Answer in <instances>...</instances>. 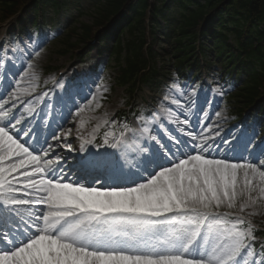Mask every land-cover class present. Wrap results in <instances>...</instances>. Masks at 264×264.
I'll list each match as a JSON object with an SVG mask.
<instances>
[{
    "label": "snow or ice",
    "instance_id": "snow-or-ice-1",
    "mask_svg": "<svg viewBox=\"0 0 264 264\" xmlns=\"http://www.w3.org/2000/svg\"><path fill=\"white\" fill-rule=\"evenodd\" d=\"M29 48L26 69L11 73L19 76L15 90L0 94V264H264V251L255 258L251 221L221 211L264 203V141L254 149V136H222L213 131L220 127L216 121L191 122L196 89L189 96L188 86L176 81L158 109L141 113L134 126L124 121L117 128V121L105 119L85 137L81 119L79 149L68 140L71 128L41 139L34 120L23 123L13 112L20 105L30 116L36 111L24 97L36 93L40 77L32 59L41 51ZM93 86L95 92L89 88L67 101L65 121L94 102L101 106L107 88ZM221 115L215 111L217 120ZM34 119L46 123L40 113ZM100 148L114 149L120 159Z\"/></svg>",
    "mask_w": 264,
    "mask_h": 264
},
{
    "label": "trees",
    "instance_id": "trees-1",
    "mask_svg": "<svg viewBox=\"0 0 264 264\" xmlns=\"http://www.w3.org/2000/svg\"><path fill=\"white\" fill-rule=\"evenodd\" d=\"M2 1L4 17L28 10L34 28L59 25L55 13L73 24L89 16V24L67 31L62 47L75 49L73 38L85 47L98 39L106 43L117 84L128 95L158 89L168 78L192 82L204 68L231 87L228 101L264 115V0ZM49 14L53 19L45 18Z\"/></svg>",
    "mask_w": 264,
    "mask_h": 264
},
{
    "label": "rangeland",
    "instance_id": "rangeland-1",
    "mask_svg": "<svg viewBox=\"0 0 264 264\" xmlns=\"http://www.w3.org/2000/svg\"><path fill=\"white\" fill-rule=\"evenodd\" d=\"M3 14L0 9V58L3 59L2 66H0V73H5L8 69H10V73L8 76V80L12 81V84L14 83L15 79H19V76L13 77L12 72L20 69L25 68L27 66V55L32 51L31 48H29V45L33 46H40L41 55L40 57L33 56L32 62L35 66L36 73L39 74V84L36 90V93L33 94H42L44 92H47L48 94L51 91H47V89H44L50 82L52 83L51 87H55L56 82L55 78L65 70L70 69L71 65L73 64L74 71L76 73H79L84 69L83 73L88 74L87 80L84 79L83 82H86L82 88H80L78 91L76 90L75 93H72L71 96L74 97L77 93H87L89 88H91L92 92H95L96 89L93 86L94 84H102L104 87L107 88V91L103 92V98L101 101V106L97 107L96 102H94L90 108L86 109L84 112L80 114L79 117L75 118V121L71 119V123H68V127L64 128L63 131L66 132L67 129H72V134L68 137V140L72 142L73 148H76L80 146V141L77 139V124L82 119L85 121L84 128L80 131V134L88 137L89 133L92 131V129L95 127V125L102 123L105 119L109 121H117V128H119V124L122 123V121L117 120L114 118V115L119 111L123 110L126 105V100L128 99L126 92L124 89L115 86L114 83V77L115 72L113 70H109L108 72L104 73L103 70H100L97 79L95 78V74L93 71H89L91 68L90 66L93 65L97 61L96 54L94 53L92 56V59L90 61H87L86 63L82 64L80 63L77 58L70 54H62L60 51L64 49V47L60 46L62 43V40H55L54 42L50 38L45 37H38L37 35L33 36L31 33L27 32L26 36L21 37L22 42H13V40L10 38V29L14 27V22H3L2 18ZM90 20L88 16L84 17L82 19L83 24H87ZM43 42V43H42ZM17 43L15 48L12 46ZM6 50V54L5 51ZM3 54L1 55V53ZM105 55V54H104ZM15 61V63H13ZM112 68V67H111ZM22 74V73H21ZM71 75V74H70ZM27 79V78H26ZM8 81V82H9ZM177 82V81H176ZM68 83V81H67ZM172 81H166V83H162L159 87L158 93H151L147 91H143L139 99H137L136 107L138 110L137 116H135L132 121L129 122L130 125H135L137 122V117L143 113L145 115L150 114L153 110L158 109L159 102L163 100V97L165 93L168 91V89L172 85ZM179 83V82H178ZM180 84V83H179ZM181 85V84H180ZM22 86H27L26 84H22ZM193 86L188 85L189 88V96L191 95V89ZM5 89V85L3 84L2 80L0 81V90ZM15 90V89H14ZM217 90L222 91L223 95L224 92L227 90L226 88L220 86L219 84H213L209 86V83L205 85H200L196 87L197 95L195 97H192V99L199 102L198 106H202L203 111L199 112V117L195 115L198 111V107H195L193 114L190 115V118L194 119L192 122H195L197 118L202 120L205 124L212 123L213 121H216L220 125L219 128H214L213 131H221L222 136H227L229 134H234L236 136H240L242 134H246L247 136H254L255 141L256 138L259 137L260 134H264V125L263 120L260 118H257L255 116H251L247 122L243 123V125H239V123H235L234 113L236 112V109L233 104L230 102L228 103L224 98L223 95L214 94ZM204 95L207 96V103H203V97ZM55 92L51 93L49 98L44 97L42 101H40L39 107L36 108V110H39L41 107V104H44L45 102H55ZM32 96H25L24 99L31 100L32 102L36 99H31ZM99 99V94H98ZM187 101V100H186ZM59 103L62 106H70L67 105L65 100L63 99V102L60 100ZM182 103L183 102L182 100ZM51 105V104H50ZM7 107V105H6ZM52 107V105H51ZM51 107H49V110L44 113V117L49 115V112L51 111ZM173 108H175V105H172ZM234 107V108H233ZM215 111H221L222 115L219 120H217L215 116ZM14 113H22V115L25 117V119L31 117L27 112H24L23 109H13ZM204 112H207L209 114V119L204 120ZM213 113V116H210V114ZM53 114V112H51ZM41 115V114H40ZM183 118V116H181ZM250 121V122H249ZM249 122V123H248ZM167 124V122L165 121ZM168 125V124H167ZM166 125V126H167ZM170 129H174V125H169ZM236 127V128H235ZM105 129L102 127L100 129V132L102 133ZM260 130H263L261 132ZM61 132V131H60ZM59 132V134H60ZM98 138L102 139V135L97 134L95 143ZM167 138L164 137V140ZM219 139V137H217ZM264 141V136L262 137V140ZM260 141V142H261ZM58 143L56 141L54 144ZM260 145V143H259ZM258 145V146H259ZM158 147V146H157ZM94 150H96L94 148ZM115 152L114 149H108V151ZM63 152L66 156L73 157V155H79V153L73 152V153H67L66 151L62 149H56V152ZM117 159H120V153L115 154ZM75 163V160L70 159L69 164ZM222 212L231 211L238 214L240 211L238 209H232L228 210L226 208L221 209ZM243 214L248 215L247 220L253 222V226L257 227L258 225L264 226V203H258L255 207L250 209L249 211L241 212ZM251 213V214H250ZM255 258H259V253H255Z\"/></svg>",
    "mask_w": 264,
    "mask_h": 264
},
{
    "label": "bare ground",
    "instance_id": "bare-ground-1",
    "mask_svg": "<svg viewBox=\"0 0 264 264\" xmlns=\"http://www.w3.org/2000/svg\"><path fill=\"white\" fill-rule=\"evenodd\" d=\"M183 102L187 103L186 100H183ZM198 107H199V106H198ZM194 109H195V107L193 108L192 111H194ZM213 113H214V112H212V113L210 114V116H213ZM190 119H191V122L194 120V119H192V118H190ZM171 128H172V127H171ZM250 209H252V208L246 209V211H249ZM232 213H234V215L231 217V219H235V218L238 217V216H244L245 218H248V215L243 214V213H241V212H239L238 214H236L235 212H232Z\"/></svg>",
    "mask_w": 264,
    "mask_h": 264
}]
</instances>
